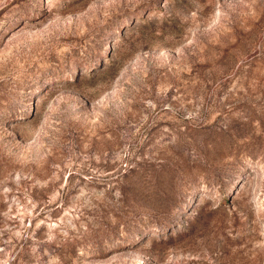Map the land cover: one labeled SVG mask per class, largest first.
Listing matches in <instances>:
<instances>
[{
    "label": "rangeland",
    "instance_id": "1",
    "mask_svg": "<svg viewBox=\"0 0 264 264\" xmlns=\"http://www.w3.org/2000/svg\"><path fill=\"white\" fill-rule=\"evenodd\" d=\"M0 264H264V0H0Z\"/></svg>",
    "mask_w": 264,
    "mask_h": 264
}]
</instances>
